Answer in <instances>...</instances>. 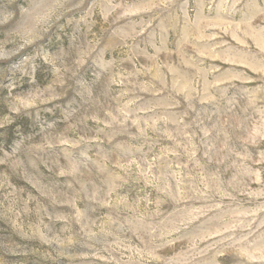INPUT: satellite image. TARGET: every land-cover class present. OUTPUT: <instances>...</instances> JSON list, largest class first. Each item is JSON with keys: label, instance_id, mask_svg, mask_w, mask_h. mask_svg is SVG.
Wrapping results in <instances>:
<instances>
[{"label": "rangeland", "instance_id": "rangeland-1", "mask_svg": "<svg viewBox=\"0 0 264 264\" xmlns=\"http://www.w3.org/2000/svg\"><path fill=\"white\" fill-rule=\"evenodd\" d=\"M0 264H264V0H0Z\"/></svg>", "mask_w": 264, "mask_h": 264}]
</instances>
